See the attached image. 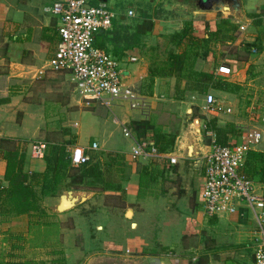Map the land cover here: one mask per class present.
I'll use <instances>...</instances> for the list:
<instances>
[{
    "label": "crops",
    "instance_id": "obj_1",
    "mask_svg": "<svg viewBox=\"0 0 264 264\" xmlns=\"http://www.w3.org/2000/svg\"><path fill=\"white\" fill-rule=\"evenodd\" d=\"M99 1L106 5L108 2ZM240 1L239 11L204 10L193 0H134L133 3L137 5L133 4L127 12L113 10L117 14L113 27L101 32L97 42L122 62L125 82L148 97L152 106L149 115H144L139 109L124 110L117 115L112 108L102 104L113 115L110 121L85 118L84 115L90 114V111L71 112L69 115L76 121L70 126L77 137L74 144L69 143L68 149L71 151L74 145L87 146L97 141L100 156L98 158L96 153L99 149L92 151L91 162L101 171V175L89 177L93 185L77 190L70 186L69 180H64L55 195H42L40 204L45 212L2 214L0 205V238L10 248L9 251L24 247L29 252L45 253L46 256L42 255V258L48 257V264H208L203 260L202 253L209 245V238L223 243L236 240L247 244L259 237L260 228L255 215L247 207L233 214L204 217L202 211L203 216L200 215V208H203L205 155L212 141L217 139V133L208 129L206 123L200 125L198 122L195 127L198 135L195 137L192 131L179 129V126L183 127L181 117L186 104L193 103L192 99L197 93L202 95L204 102L206 97L195 88L194 76H188V70L195 65V70L216 74V68L226 63L234 69L230 76L233 77L232 81L244 88L246 83L243 82L249 79L248 72L252 71L250 68H257L258 57L264 58V0ZM39 3L40 0H0V23L8 34L6 43L9 42V55L6 57L11 55V59L8 58L10 67H15L18 72L14 76H23L22 73H27L26 68H39L25 62V58L30 50L36 56L45 43L43 38H39V28L44 34L53 36V28L57 26L56 17L40 14ZM187 21H193L197 37L208 41L202 43L196 55L190 53L189 64L183 70L164 68L171 51L182 53L190 49L186 40L178 45L173 38V34L181 31ZM240 23L247 26L246 33L241 31L246 35V42L244 36L241 38L237 32L235 35ZM221 41L234 44L237 50H241L244 43L246 46L248 43L260 44V53L254 55V59L231 57L217 63V49ZM210 42L214 44L213 50H203ZM29 43L33 46H28ZM132 57L137 60L132 61ZM19 68L23 71L20 72ZM67 75L71 82L70 74ZM209 92L227 101L242 97V92L238 96L216 88H210ZM12 99L15 101L16 98ZM12 99L1 102L11 106ZM77 104H81L80 100H77ZM86 108L90 110L92 107ZM216 117L221 127L228 123L242 126L238 118H225L224 114ZM145 119L152 121L156 131L174 137L173 144L161 151L150 138L152 132L147 133V138L139 137L134 121ZM25 125V121L20 123V133L13 125L0 129V138L11 137L20 148L26 150L25 171L31 174L45 173V157L33 158L30 154L31 142L40 138H26ZM124 127L128 128L131 136L125 134ZM121 128L126 139L116 133ZM30 139L33 140L28 143ZM142 139L155 145L158 154L135 157L134 149ZM255 150L264 153V141ZM6 168L7 161L0 154V190L8 185L5 180ZM254 181L260 190H264V181ZM36 187L40 195L41 185ZM71 191L79 203L69 210L58 211L61 196ZM184 213L187 220L186 228L182 231L183 241L167 244L162 238L163 234L158 235V231L166 228L167 224L171 226L177 219H183ZM223 220L231 228L227 238L215 233L224 223ZM253 220L257 227L248 231L246 227L254 224ZM223 243L216 246L226 245ZM55 248H59L64 259L55 258Z\"/></svg>",
    "mask_w": 264,
    "mask_h": 264
},
{
    "label": "built area",
    "instance_id": "obj_2",
    "mask_svg": "<svg viewBox=\"0 0 264 264\" xmlns=\"http://www.w3.org/2000/svg\"><path fill=\"white\" fill-rule=\"evenodd\" d=\"M45 11L57 18V26L53 32L51 52L44 65L37 69V74H45L46 70L70 74L73 87L84 106L99 103L111 109L114 102L122 101L127 102L131 109H139L144 115H149L152 106L148 97L125 82L122 62L97 42L101 32L113 27L116 12L103 2L93 4L92 0H56L51 6H46ZM240 27L247 29L244 24ZM259 53L258 47L252 48L251 54ZM131 60L136 61L137 58L132 57ZM215 72L230 77L234 69L223 63ZM202 108L206 116L212 117L231 113L234 105L208 92ZM238 128V134L227 144L213 140L205 155L203 212L206 216H221L236 213L245 207L251 209L260 228L259 237L251 245L253 263L264 264V191L244 170L249 153L264 139V129L257 125ZM124 132L132 135L127 127H124ZM48 145L43 139L32 141L31 156L44 158ZM98 149L100 145L97 141L87 146L74 145L70 151L72 164L77 167L88 164L92 151ZM157 154V147L147 139L138 142L134 149L135 157Z\"/></svg>",
    "mask_w": 264,
    "mask_h": 264
},
{
    "label": "rangeland",
    "instance_id": "obj_3",
    "mask_svg": "<svg viewBox=\"0 0 264 264\" xmlns=\"http://www.w3.org/2000/svg\"><path fill=\"white\" fill-rule=\"evenodd\" d=\"M133 1L134 0H108L107 6L112 10H116L117 12H127L129 7L133 6V4L134 6L137 5L133 3ZM193 1L195 4H197L195 0ZM54 2L55 0H40V3L38 4L40 14L53 17V14L44 11V6H51ZM92 2L93 4H99L100 1L93 0ZM239 25L241 26L243 25V23H240ZM240 26L239 30H235V35L237 32V35L239 34L241 38L244 36L243 39L246 42L248 41L246 40V35H243L241 31H244L246 33L247 30L241 29ZM40 30L41 29L39 28L38 32H40L41 34L39 38L40 40L41 38L44 39V45H41V48L39 49V52L36 56L33 54L34 51L30 50L27 57L25 58V62L39 66V68L46 62L50 54V45L53 41V36L47 33L44 34V32H41ZM53 31L55 32V28H53ZM7 38L8 34L5 32L4 26L0 23L1 130L5 128L8 129L13 125L15 126V130L20 133V123L25 121L26 125L23 128L24 130L26 128V138L37 137L40 139H45L46 141L51 143V145L54 143L67 144L73 140L75 142L77 137L72 132L73 128L70 126V123H74L76 121H74V119L69 115L71 114V112L85 110L90 111V114L84 115L85 118H94V120L96 121L104 119H108L109 121L111 120V116H113L111 115V111L99 103L94 104L93 106H88L92 107L90 110L86 108L87 106H84L82 104L78 105V94L74 89L72 83L70 82L68 75L63 72L46 70L45 74L38 75V68L35 70V67H31L25 69L27 73H22L23 76H14L15 73L18 72L15 71V67H10L9 59L5 54ZM244 44L245 45H242L241 50H237V46H235L234 44H228L225 41H221L219 46L220 48L217 49V52H219L218 57L220 58L217 59V63H222L224 62V60H226V58L230 59L231 57H250L254 59L255 56L253 54H249L251 52L249 51L248 46H246V43ZM28 46L32 47L33 45L29 43ZM213 47V42H210V44L203 48V50L209 49L212 51ZM215 47L217 48V44H215ZM197 51L199 52L200 50ZM191 54L195 55L196 51H191ZM256 64L258 65L257 68L251 67L250 69L252 71L248 72V78L250 80L248 79L243 82L246 83V85L244 86L245 89L242 90V97H233L232 100H229L234 105V110L231 113L224 115L225 118H238L243 126L257 125L264 129V121L262 120V118L264 117V58L259 59L258 57V59L256 60ZM193 68H195V65L193 66ZM19 71L22 72L23 70L19 68ZM232 79L233 77H230L228 81L233 82ZM8 98L16 99L15 101L12 99L13 104L11 106H5V104L3 105V102L1 101ZM192 101L193 103L186 104V106L182 110L184 113L181 117L183 127L179 126V129L182 128V130L184 131H192V134L195 137V135H198L195 128L196 123L198 122L200 125H203L206 123V121L203 119L205 112L202 108L204 104L202 95L197 93V96H195ZM111 108L117 115L124 110L133 111V109L130 108L127 102L122 101L114 102ZM196 118L198 121H196ZM114 128H116L115 125ZM31 131L33 132L32 134H30ZM116 133L119 137H122V139H126V136H124L122 132V128L120 131L117 130ZM66 135H69V137L66 138ZM201 138H203V135ZM32 140L33 139H30L28 143ZM263 141L264 139L260 144H262ZM96 153H98L97 157L99 158L100 149ZM78 171V167L75 166L72 168L71 173L78 175ZM193 174L194 173H192V175ZM255 176L258 180H262L264 178V171L257 173V175ZM71 187L74 190H77L80 188H86L87 185L76 183L71 185ZM261 190L264 191L263 189ZM52 208H55V206H52ZM202 211L203 208L202 210L200 208V215L203 216ZM184 215L183 219H177L172 223L171 226L167 224L166 228L164 227L161 231H158V235L163 234L162 238L165 239L167 244H179L181 241H183L182 231L183 228H186L187 220V216L185 213ZM250 219L252 220L251 217ZM223 222L224 223L222 224V226L218 229L219 231H215V233L220 234L221 237L227 238L228 233H231V228L229 227L228 222H225V220H223ZM209 226L211 227V225ZM256 227L257 225L254 221V224L252 223L251 225L246 227V229L248 231H252L256 229ZM1 239L2 238H0V264H48L46 262L48 261L46 260L48 259V257L46 259L42 258V255L46 256L45 253L29 252L24 247L22 250L18 249L17 247L12 249L14 252L12 250L9 251L10 248L5 246ZM212 239L213 238L208 239L209 245H207L205 251L202 253V257H204L203 260L205 259L204 261H206L208 264H254V257L251 247L252 242L242 244V242H237L236 240H226L229 243H223V241L217 242L216 240ZM249 241L252 240L249 239ZM221 243H226V245L216 246ZM55 249L56 252L53 253L55 255V258L64 259L62 257V253H60L58 250L59 248Z\"/></svg>",
    "mask_w": 264,
    "mask_h": 264
},
{
    "label": "trees",
    "instance_id": "obj_4",
    "mask_svg": "<svg viewBox=\"0 0 264 264\" xmlns=\"http://www.w3.org/2000/svg\"><path fill=\"white\" fill-rule=\"evenodd\" d=\"M173 38H175V42L178 45L182 44L183 40H186V44L189 45L190 49L187 48L182 53L175 51L169 53V59L164 68H171L172 71L183 70L189 64L191 51H196L197 53V49L202 46V43L208 41V39H201L194 34L193 21H187L181 31L173 34ZM8 44L9 42L6 43V55L8 54ZM247 46L249 51L253 47H258L260 50V44L248 43ZM8 58L11 59V55ZM245 61H247V58ZM187 73L188 76H194L195 88L205 95L210 91V88H216L240 96V93L244 89L242 85L228 81L226 77L216 75L213 72L198 71L192 68ZM203 119L206 121L208 129L215 130L217 133L216 140L219 143H229L231 138L238 134L240 130L233 123H228L222 127L219 126L218 117L216 116L208 117L204 115ZM151 122L149 119L134 121L138 136L147 138V133L152 132L150 138L155 141L154 144L161 151L166 150L173 144L174 137L156 131ZM73 143L74 140L70 142V144ZM68 146L69 143H54L52 145L49 143L45 155L47 162L45 173L35 172L31 174L25 171L26 150L20 148L11 137L0 138V154L7 161L5 180L8 183L7 186L2 187L0 190L2 214L19 215L37 210L45 212L40 204L42 195H55L59 185L64 180H69L70 186L76 183L87 186L93 185L89 177L100 176L101 171L90 161L88 164L78 166V175L72 174L71 170L75 166L71 162ZM111 158L116 159L114 156H111ZM244 170L248 176L258 180L255 175L264 171V153L257 150L251 151ZM262 181H264V178ZM37 185H41L40 195L37 191Z\"/></svg>",
    "mask_w": 264,
    "mask_h": 264
},
{
    "label": "water",
    "instance_id": "obj_5",
    "mask_svg": "<svg viewBox=\"0 0 264 264\" xmlns=\"http://www.w3.org/2000/svg\"><path fill=\"white\" fill-rule=\"evenodd\" d=\"M197 5L204 10L215 9V10H223V9H235L239 11L241 6L240 0H195ZM79 203L78 198L73 195L72 191L63 194L61 196V201L57 207L58 211L63 212L71 209Z\"/></svg>",
    "mask_w": 264,
    "mask_h": 264
}]
</instances>
